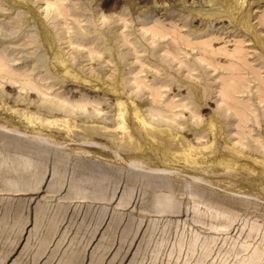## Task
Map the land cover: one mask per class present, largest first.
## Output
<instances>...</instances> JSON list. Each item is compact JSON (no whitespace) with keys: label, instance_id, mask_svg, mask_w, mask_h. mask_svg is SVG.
Segmentation results:
<instances>
[{"label":"rangeland","instance_id":"obj_1","mask_svg":"<svg viewBox=\"0 0 264 264\" xmlns=\"http://www.w3.org/2000/svg\"><path fill=\"white\" fill-rule=\"evenodd\" d=\"M263 87L264 0H0V264H264Z\"/></svg>","mask_w":264,"mask_h":264},{"label":"bare ground","instance_id":"obj_2","mask_svg":"<svg viewBox=\"0 0 264 264\" xmlns=\"http://www.w3.org/2000/svg\"><path fill=\"white\" fill-rule=\"evenodd\" d=\"M234 12H235V11H234ZM164 36H165V35H164ZM211 44H212V43H211ZM236 44H238V43H236ZM239 44H240V42H239ZM186 45H187V44H186ZM189 45H190V44H189ZM187 46H188V45H187ZM230 47H231V46H230ZM209 48H211V46H210ZM209 48H208V50H209ZM228 48H229V47H228ZM218 49H219V48H218ZM220 49H222V48H220ZM208 50H206V52H207ZM232 50L235 51L234 47H232ZM232 50H231V52H228V51H230V50L228 49V51H226V53H228V54L230 53V54L232 55V58H233V56L235 57V53L238 52V51H240V49H239L238 51L236 50L235 52H233ZM173 51H174V49H173ZM173 51H172V52H173ZM211 51H212V49H211ZM216 51H218V50H216ZM220 51H221V50H220ZM224 51H225V50H224ZM218 52H219V51H218ZM222 52H223V49H222ZM219 53H220V52H219ZM232 53H234V55H233ZM239 53H240V52H238V53H236V54H239ZM228 54H227V55H228ZM230 54H229V55H230ZM208 55H209V54H208ZM240 55H241V54H240ZM205 56H207V54H206ZM214 56H216V55L214 54ZM207 57H208V56H207ZM229 57H230V56H229ZM242 57H243V56H242ZM237 58H238V56L235 57L234 59H237ZM240 59H241V58H240ZM241 60H242V59H241ZM241 60H240V61H241ZM209 61H210V60H209ZM211 61H212V60H211ZM238 61H239V59H238ZM1 62H2V60H1ZM213 64H214V63H213ZM258 78H259V77H258ZM241 84H242V83H241ZM241 84H240V85H241ZM246 88H247V87H246ZM235 89H236V88H235ZM241 89H242V88H241ZM238 90H239V89H238ZM263 90H264V87H263ZM263 90H262V91H263ZM232 91H233V90H232ZM236 92H237V91H236ZM238 92H239V91H238ZM234 93H235V92H234ZM262 94H263V93H262ZM260 95H261V94H260ZM261 96H262V95H261ZM259 97H260V96H259ZM262 98H263V97H262ZM154 99H155V98H154ZM154 99H153V100H154ZM258 99H259V98H258ZM259 100H260V99H259ZM263 100H264V99H263ZM263 100H262L261 102H263ZM155 102H156V101H155ZM261 102H260V103H261ZM263 104H264V103H263ZM248 108H249V107H248ZM263 108H264V106H263ZM161 113H162V112H161ZM50 121H51V120H50ZM194 151H195V150H194ZM196 156H197V155H196ZM253 160H254V159H253ZM257 161H258V160H257Z\"/></svg>","mask_w":264,"mask_h":264},{"label":"crops","instance_id":"obj_3","mask_svg":"<svg viewBox=\"0 0 264 264\" xmlns=\"http://www.w3.org/2000/svg\"><path fill=\"white\" fill-rule=\"evenodd\" d=\"M25 249H26V248L24 247L22 251H25Z\"/></svg>","mask_w":264,"mask_h":264}]
</instances>
